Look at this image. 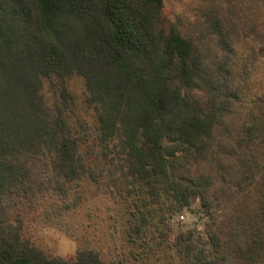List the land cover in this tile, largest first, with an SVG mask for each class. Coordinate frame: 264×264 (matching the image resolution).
<instances>
[{
    "label": "trees",
    "instance_id": "1",
    "mask_svg": "<svg viewBox=\"0 0 264 264\" xmlns=\"http://www.w3.org/2000/svg\"><path fill=\"white\" fill-rule=\"evenodd\" d=\"M164 8V0H0V264H114L94 249L54 257L24 237L18 218L20 206L96 179L92 155L120 157L132 189L150 202L163 192L171 215L192 212L199 198L208 246L197 247L195 229L179 232L182 264H264V193L252 212L246 204L221 218L199 170L239 92L227 31L216 14L184 34ZM208 37L218 40L213 57ZM74 75L96 113L85 137L68 115L65 80ZM52 77L53 105L43 93ZM201 83L207 96L193 92ZM259 169L264 177V162ZM134 204L131 231L140 235L149 212Z\"/></svg>",
    "mask_w": 264,
    "mask_h": 264
},
{
    "label": "rangeland",
    "instance_id": "2",
    "mask_svg": "<svg viewBox=\"0 0 264 264\" xmlns=\"http://www.w3.org/2000/svg\"><path fill=\"white\" fill-rule=\"evenodd\" d=\"M164 1L167 19L177 23L184 34L200 33L207 18L216 14L227 31L239 92L233 111L218 120L214 144L199 170L211 181V193L217 198L213 199V207L221 218L228 212L243 213L246 204L252 212L260 190L264 193V177L259 169L264 162V0ZM217 41L215 37L207 38L209 56L220 50ZM65 83L73 96L70 123L78 136L85 137L83 128L96 131V113L85 102L82 78L74 75ZM43 85L44 96L53 105L59 79L45 78ZM206 86L201 83L194 94L207 96ZM91 158L96 179L87 177L65 195L44 194L33 205L20 206L18 218L25 238L54 257L70 260L80 249H94L114 264H182L173 242L179 232L188 229L197 230V247L208 246L204 227L209 219L199 198L193 201L192 212L171 215L172 199L163 192L150 202L146 192L132 189L122 173L120 157ZM135 201L141 212H149L140 235L131 231Z\"/></svg>",
    "mask_w": 264,
    "mask_h": 264
}]
</instances>
